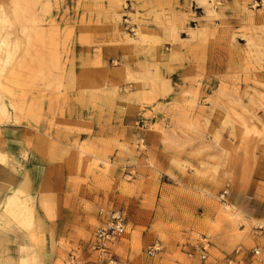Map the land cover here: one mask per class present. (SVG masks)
<instances>
[{"label":"rangeland","instance_id":"1","mask_svg":"<svg viewBox=\"0 0 264 264\" xmlns=\"http://www.w3.org/2000/svg\"><path fill=\"white\" fill-rule=\"evenodd\" d=\"M0 3L8 17L0 36L11 53L0 72V124L11 112L19 122L35 98L67 101L75 93L70 75H84L101 92L87 120L104 117L94 132L83 131L98 139L96 157L118 158L95 163L93 194L88 186L87 193L64 196L71 224L57 231L67 239L46 241L32 198L30 224L1 225L0 255H26L19 245L27 244L40 259L52 250L54 264L70 255L106 264L90 242L101 213L120 210L128 226L114 254L122 264H202L186 251L203 239L207 264H227L237 246L247 253L244 264H264V231L256 229L264 224V0ZM19 61L25 67H16ZM13 66L25 82L7 79ZM12 163L11 157L1 164L14 169ZM226 184L229 209L219 200ZM155 241L162 250L149 256ZM253 248L260 254L253 256Z\"/></svg>","mask_w":264,"mask_h":264},{"label":"crops","instance_id":"2","mask_svg":"<svg viewBox=\"0 0 264 264\" xmlns=\"http://www.w3.org/2000/svg\"><path fill=\"white\" fill-rule=\"evenodd\" d=\"M70 80L75 93H71L67 101L62 97L49 101L47 95L42 99L35 98L32 100L34 106L31 112L25 117L23 113L19 122L11 112V120L0 124L4 152L9 161L11 157L13 158L15 165L14 169H11L0 164V197L26 180L27 194L36 202L37 225L46 230L45 239L49 243L51 238L53 242L66 238V234L60 235L57 228L71 224L67 215L68 209L63 203L64 196L87 193L88 186L90 187L88 193L93 194V176L90 173L94 171L95 163L118 161V158L112 155L102 160L93 153V145L98 139L88 130L94 132L99 126L97 120L101 121L104 114L93 113L97 119L89 121L85 112L88 109L93 110L91 101L101 95V92L94 90L93 84L88 83L84 75H70ZM70 124L80 130L69 129ZM109 124L106 125L112 126ZM84 128L88 130L83 131ZM117 147L115 144L116 149ZM123 147L125 146L121 148ZM116 149L114 152L118 153ZM259 151L264 157V143L259 146ZM123 153L127 156L130 154L128 149ZM16 165H21L24 169L19 170ZM55 201L56 204L53 206L52 203ZM43 205H48L47 212ZM48 212L51 214L53 212L54 216L49 217ZM41 260V264H54L55 254L50 250L41 257Z\"/></svg>","mask_w":264,"mask_h":264},{"label":"built area","instance_id":"3","mask_svg":"<svg viewBox=\"0 0 264 264\" xmlns=\"http://www.w3.org/2000/svg\"><path fill=\"white\" fill-rule=\"evenodd\" d=\"M229 195V184H226L222 189L219 200L222 202L224 207H229L227 197ZM102 219L98 228L93 234V238L90 242V249L97 253L100 261H105L106 264H122L114 254V250L126 232L128 222L126 217L120 210H111L105 214L101 213ZM259 232L264 231V224L256 226ZM186 255L189 258L197 257L202 264H207L208 258V242L205 239L201 241H194L188 244ZM162 250L160 242L155 241L148 246L146 253L149 256H154ZM253 256L260 254V249L253 248L250 250ZM246 251L241 247L237 246L226 258L227 264H244L246 259ZM65 264H84L79 262L74 255H70Z\"/></svg>","mask_w":264,"mask_h":264},{"label":"bare ground","instance_id":"4","mask_svg":"<svg viewBox=\"0 0 264 264\" xmlns=\"http://www.w3.org/2000/svg\"><path fill=\"white\" fill-rule=\"evenodd\" d=\"M212 2H213V0H212ZM119 3H124V2L123 1H119ZM4 5L5 4L0 3V28H2V25H3L2 22H6L8 20L7 19L8 17L5 14L6 11H5ZM13 11H14V9H13ZM19 14H16L17 17H20L21 14L20 15ZM211 14H212V12H211ZM15 21H16V19H15ZM9 28H11V27H9ZM10 55H11V53H10V42L7 39H5L4 37L0 36V72L3 71V65L9 61ZM23 64H24V61H19L16 67H25ZM7 79L10 80V81L19 80V81L23 82L22 79L24 80L25 78H24V75H22L21 73L17 72L15 70L14 66H13V70H11L9 72V74L7 75ZM140 81H143V82H141V84L144 83L145 82V77H142L140 79ZM24 82H25V80H24ZM0 84H2L1 81H0ZM139 86H140V83L138 82L136 84V87H139ZM0 107L2 108L1 109V114L6 113V105L4 106V104H2V105H0ZM6 158H8V156H7L6 152H4L2 150L1 144H0V164L4 163ZM12 164H14V163H12ZM15 171H16V168H15ZM27 183L28 182L26 180L22 181L19 184L18 187H16L15 189L11 190L8 194H6L7 196L5 198H1L0 197V203L3 206L2 207L3 211H0V227H1L2 224L3 225L8 224L11 221V219L17 221V223L22 225V226H24L25 224H30L31 217L28 215L27 210L29 209L28 207L30 206V204L32 202V197L27 194V186H28ZM8 184H9V182H8ZM9 185H11V184H9ZM226 209H229V207H226ZM30 210H32V209H30ZM24 228H25V226H24ZM8 230H9V228H8ZM16 231H19V230H16ZM29 237L31 238V234L30 233H29ZM19 246H20L21 250L26 251V253H27L26 255L14 258L11 255L1 254L0 255V264H41L42 260L40 258H38V256H36L35 252L28 253V248H30L31 245L21 244Z\"/></svg>","mask_w":264,"mask_h":264}]
</instances>
